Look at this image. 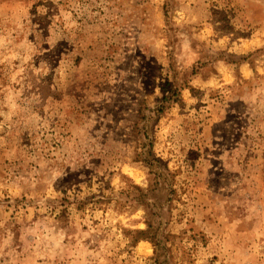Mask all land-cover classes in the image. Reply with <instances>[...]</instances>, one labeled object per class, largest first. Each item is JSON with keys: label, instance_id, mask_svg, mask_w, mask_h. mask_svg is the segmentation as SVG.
Returning <instances> with one entry per match:
<instances>
[{"label": "rangeland", "instance_id": "obj_1", "mask_svg": "<svg viewBox=\"0 0 264 264\" xmlns=\"http://www.w3.org/2000/svg\"><path fill=\"white\" fill-rule=\"evenodd\" d=\"M0 264H264V0H0Z\"/></svg>", "mask_w": 264, "mask_h": 264}]
</instances>
